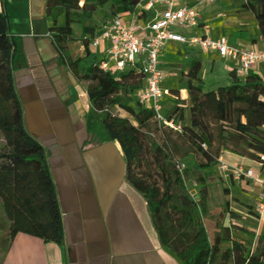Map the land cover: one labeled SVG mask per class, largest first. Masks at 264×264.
Here are the masks:
<instances>
[{
	"label": "trees",
	"instance_id": "trees-1",
	"mask_svg": "<svg viewBox=\"0 0 264 264\" xmlns=\"http://www.w3.org/2000/svg\"><path fill=\"white\" fill-rule=\"evenodd\" d=\"M26 0H0V207L6 228H0V264L13 237L22 233L44 243L62 245L63 231L56 193L45 151L24 129L20 103L13 85L15 65L22 60L21 39L10 33V8ZM239 11L253 17L264 40V0H237ZM139 0H46L51 20L49 37L61 63L83 87L90 109L110 130L136 138L138 150L126 157V181L147 201L152 223L162 245L181 264H264L260 254L246 252L244 241L230 233L243 231L234 224L214 227L207 240L199 203L206 194V175L215 170L222 152L264 164V78L250 73L239 80L231 71L229 85L205 89L198 75L201 64L188 60L181 72L185 98L170 90L173 97L167 119L180 125L175 131L160 123L153 111L135 103L142 85L137 68L104 73L85 68L89 39L77 35L72 26L83 12L94 14L107 9L111 18L134 15ZM63 17V25L58 18ZM80 43L84 57L72 58L68 44ZM187 125H182L184 114ZM192 155V168H181L179 153ZM196 185L190 197L186 184ZM264 250V235L256 236ZM229 244V247H223ZM232 250L239 254L233 255Z\"/></svg>",
	"mask_w": 264,
	"mask_h": 264
},
{
	"label": "crops",
	"instance_id": "crops-1",
	"mask_svg": "<svg viewBox=\"0 0 264 264\" xmlns=\"http://www.w3.org/2000/svg\"><path fill=\"white\" fill-rule=\"evenodd\" d=\"M203 3L205 7L212 4L204 0H177L178 5L195 7L199 19ZM221 3L222 0L216 2V9ZM128 16L122 17L128 20ZM9 18L10 33L21 39L22 55L13 71V85L24 129L45 151L61 215L63 243H44L17 233L1 264H181L160 242L146 199L125 179L124 143L121 138H114L121 131L108 129L100 116L91 111L83 87L58 58L49 37L51 20L46 15V0L15 4L9 10ZM230 18H207L204 26H198V33L210 38L223 37L246 51L264 49V40L251 15L241 13ZM63 23V17L58 18L57 24ZM83 27L86 28L85 22ZM74 32L89 40L97 35L89 38L83 31ZM228 32L234 35L233 42ZM67 48L72 58L85 55L79 42L68 44ZM104 48L105 44H100L92 52L98 58ZM184 49L196 53L190 60L198 61L201 70L204 61H209L211 72L216 63L227 75L233 68L227 57L170 42L160 58L164 71L163 60ZM94 61L93 57H85L81 65L89 64L90 68ZM250 73L264 78V64H253ZM198 78L206 87L200 73ZM162 88L170 91L166 79ZM173 107V97L169 95L163 104V115H168ZM126 140L136 143L133 136ZM220 159L236 164L245 161L228 152H222ZM254 196L257 200L255 193ZM258 229L264 235L263 221H259Z\"/></svg>",
	"mask_w": 264,
	"mask_h": 264
},
{
	"label": "built area",
	"instance_id": "built-area-1",
	"mask_svg": "<svg viewBox=\"0 0 264 264\" xmlns=\"http://www.w3.org/2000/svg\"><path fill=\"white\" fill-rule=\"evenodd\" d=\"M204 1L212 3L215 0ZM137 10L143 13L142 18L134 15H129L128 20L122 16L111 18L89 41L88 57L95 59L90 67L109 74L137 68L142 75V85L134 95L136 105L153 111L160 123L175 131L180 130V125L163 115V104L170 94L162 88L166 74L160 58L168 43L192 46L202 53L229 58L233 62L231 71L239 80L250 74L253 64H264V49L246 51L228 43L223 37L210 38L205 33H198L199 16L193 6L178 5L177 0H139ZM183 31L189 33L184 34ZM100 44H105V48L97 58L92 50ZM215 169L233 181L247 183L257 196L255 213L259 221L264 222L263 168L253 171L219 158ZM188 193L194 197L189 190Z\"/></svg>",
	"mask_w": 264,
	"mask_h": 264
},
{
	"label": "rangeland",
	"instance_id": "rangeland-1",
	"mask_svg": "<svg viewBox=\"0 0 264 264\" xmlns=\"http://www.w3.org/2000/svg\"><path fill=\"white\" fill-rule=\"evenodd\" d=\"M198 1L200 0H196V2ZM216 2L208 7H205L204 3L202 4L203 9L200 12V19L198 21L199 27L204 26V21L207 18L220 16L223 20H228L231 19L230 17L234 14H241L236 0H222L218 9L215 7ZM205 12L207 14H205ZM111 17L112 15L107 9H101L94 14L83 12L80 21L74 25V30L77 32L83 31L89 38H92L96 35L101 26L108 22ZM84 22L86 28L83 27ZM228 36L230 37L229 40L233 42L234 35L228 32ZM166 52H168V50ZM195 54L193 50L184 49L181 52L179 51V53L177 52V54H172V58L163 60L167 75L166 87L169 88V90L177 92L181 98H185L186 96L185 88L181 82V72L187 68L188 60ZM83 65L85 68L89 67V64L83 63ZM200 77L204 81L206 85L205 89L207 90L212 87L215 89L216 87L225 86V83H229V77L226 72L222 70L219 63L215 64L214 71L211 72L209 61H204L203 69L200 71ZM182 125L184 128L187 125L186 113L184 114ZM131 136L132 135L125 134L121 131L119 136L114 137L115 139L121 138L120 142L124 143L122 148L128 159H131L138 150L137 141L135 144H131L126 140L130 139ZM2 147L3 141L0 136V151ZM261 156L264 160V153H262ZM192 158V155L186 150H181L178 163L181 168H188L191 170L193 164ZM238 164L250 168L253 171H256L259 166H264V164L261 165V163H255L249 160H245L244 163ZM205 177L207 178L206 194L203 196L201 203H199V210L201 211V221L207 240H210L214 227L234 224L243 231H234L230 229V233L238 240L247 243L245 245L246 252L250 251L253 254L258 253L261 257H264V250L260 251L259 243L256 242V236L262 235L258 229L259 218L255 213L257 200L247 183L242 180L233 181L231 178L221 174L217 169L213 170L212 173ZM186 186L192 194L195 195L197 193L196 185H193L192 182H188ZM6 225L7 223L0 207V228H6ZM223 247H229V244H224ZM232 252L234 256L239 254L236 250H232Z\"/></svg>",
	"mask_w": 264,
	"mask_h": 264
}]
</instances>
